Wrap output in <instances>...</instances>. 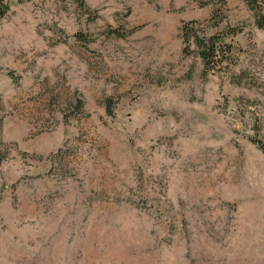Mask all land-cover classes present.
I'll return each instance as SVG.
<instances>
[{
  "label": "rangeland",
  "instance_id": "obj_1",
  "mask_svg": "<svg viewBox=\"0 0 264 264\" xmlns=\"http://www.w3.org/2000/svg\"><path fill=\"white\" fill-rule=\"evenodd\" d=\"M9 8L0 264H264V28L245 0ZM186 24L231 54L206 72Z\"/></svg>",
  "mask_w": 264,
  "mask_h": 264
},
{
  "label": "trees",
  "instance_id": "obj_2",
  "mask_svg": "<svg viewBox=\"0 0 264 264\" xmlns=\"http://www.w3.org/2000/svg\"><path fill=\"white\" fill-rule=\"evenodd\" d=\"M9 1L10 0H0V18H3L9 11ZM80 4L84 5V0H78ZM225 2V0H222ZM249 8L256 12L260 20H257L258 28H264V11L262 9V4L264 0H245ZM80 41H85L82 35L78 36ZM183 39L184 43L187 45V53L190 52V43L193 41L198 50L199 57L201 58L206 72L210 71L212 65L217 61L219 57H224L226 54H231V47H225V50L220 48L217 37H210L208 39L199 38L195 32L194 28L190 27V24H186L183 28ZM82 106V102H81Z\"/></svg>",
  "mask_w": 264,
  "mask_h": 264
}]
</instances>
